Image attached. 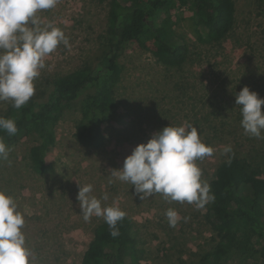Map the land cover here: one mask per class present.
Masks as SVG:
<instances>
[{"label":"rangeland","instance_id":"rangeland-1","mask_svg":"<svg viewBox=\"0 0 264 264\" xmlns=\"http://www.w3.org/2000/svg\"><path fill=\"white\" fill-rule=\"evenodd\" d=\"M232 1L233 30L217 47L202 41L203 32L185 0L174 1L169 13L172 29L188 46L190 57L180 69L166 68L149 50L128 45L114 75L115 110L102 125L101 148H86L75 140L80 118L76 109L55 126L45 174H35L29 167L28 152L37 142L35 136L26 135L10 148L8 160L0 166V191L15 199L24 216L22 231L33 264L81 260L94 226L103 221L96 216L83 220L76 197L78 185L84 184L93 185L97 198L107 193L102 206H118L132 221L141 264H198L212 248L213 234L204 218L207 204L197 209L186 202H168L160 194L141 200L131 184L119 181L111 171L122 167L137 144L146 143L170 124H192L202 142L213 147L211 157L196 161L208 183L225 158L223 146L264 151V139L244 134L240 108L235 105V95L244 86L264 98V0ZM107 9L93 0H59L55 8L38 13L42 25L51 23L64 32L69 46L61 44L45 57L46 67L34 81L36 90L94 60L97 36L106 32ZM8 103L0 102V110ZM169 208L181 217L175 227L165 216ZM242 250L239 263L252 262L251 251Z\"/></svg>","mask_w":264,"mask_h":264},{"label":"trees","instance_id":"trees-1","mask_svg":"<svg viewBox=\"0 0 264 264\" xmlns=\"http://www.w3.org/2000/svg\"><path fill=\"white\" fill-rule=\"evenodd\" d=\"M93 1L108 8L106 32L97 36L94 60L49 80L21 109L9 102L0 110V116L14 119L18 128L13 136L0 131L9 148L26 135L35 136L28 160L38 175L49 170L46 155L55 144V126L71 110L80 114L75 140L86 148L104 145L102 125L115 110L114 75L128 45L149 50L156 62L170 69H180L190 58L188 46L172 29L169 13L175 0ZM185 4L203 32L202 41L221 46L233 30V1L185 0ZM209 184L215 199L207 204L204 218L213 245L198 264H240L243 248L251 251L253 261L242 264H264V151L234 149L217 164ZM118 228L120 234L113 238L104 220L96 224L86 251L74 264H141L132 221L124 217Z\"/></svg>","mask_w":264,"mask_h":264},{"label":"clouds","instance_id":"clouds-1","mask_svg":"<svg viewBox=\"0 0 264 264\" xmlns=\"http://www.w3.org/2000/svg\"><path fill=\"white\" fill-rule=\"evenodd\" d=\"M59 0H0V102H11L21 109L35 95L34 81L46 67L45 57L59 45L69 46L64 32L51 23L42 25L38 13L53 9ZM235 105L241 113L240 125L250 138L264 139V98L244 86L235 95ZM0 131L9 136L18 132L16 121L0 116ZM10 148L0 137V160H8ZM231 145L222 148V155L232 154ZM212 146H206L198 130L190 123L163 127L146 143L137 144L126 156L120 169L111 175L132 185L139 198L160 194L168 202L188 203L203 208L215 197L210 184L202 179L196 161L211 157ZM77 201L83 220L93 216L103 218L111 237L119 233L118 223L126 213L118 206H102L107 193L93 195V185H78ZM170 227L181 217L176 210L165 212ZM185 221L187 218H184ZM25 224L15 199L0 191V264H33V254L26 247L22 231Z\"/></svg>","mask_w":264,"mask_h":264}]
</instances>
